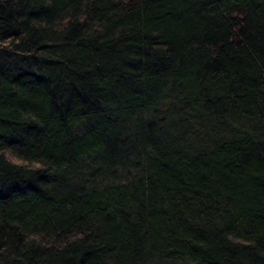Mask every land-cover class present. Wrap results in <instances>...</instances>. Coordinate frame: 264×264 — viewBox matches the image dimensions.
<instances>
[{
  "label": "trees",
  "instance_id": "obj_1",
  "mask_svg": "<svg viewBox=\"0 0 264 264\" xmlns=\"http://www.w3.org/2000/svg\"><path fill=\"white\" fill-rule=\"evenodd\" d=\"M0 264H264V0H0Z\"/></svg>",
  "mask_w": 264,
  "mask_h": 264
}]
</instances>
